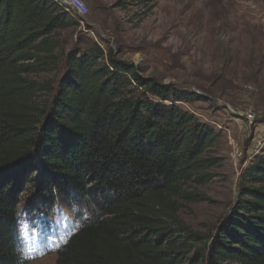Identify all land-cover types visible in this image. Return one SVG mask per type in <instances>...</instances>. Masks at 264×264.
<instances>
[{"label": "trees", "instance_id": "1", "mask_svg": "<svg viewBox=\"0 0 264 264\" xmlns=\"http://www.w3.org/2000/svg\"><path fill=\"white\" fill-rule=\"evenodd\" d=\"M76 23L53 0H0V264H26L25 193L75 209L54 264H264V155L206 240L178 215L179 200L200 199L184 186L209 182L218 161L219 133L177 105L193 92L97 44L68 52L54 87L30 77L58 67L54 34Z\"/></svg>", "mask_w": 264, "mask_h": 264}, {"label": "rangeland", "instance_id": "2", "mask_svg": "<svg viewBox=\"0 0 264 264\" xmlns=\"http://www.w3.org/2000/svg\"><path fill=\"white\" fill-rule=\"evenodd\" d=\"M78 1L81 21L61 7L77 23L54 34L60 64L30 77L54 87L65 55L97 44L141 76L193 92L177 105L219 133L207 153L218 161L209 182L184 186L200 199L179 200L178 215L206 240L233 204L241 173L264 155V0ZM29 195L16 211L23 256L26 264H54L80 222L61 203L31 207Z\"/></svg>", "mask_w": 264, "mask_h": 264}, {"label": "built area", "instance_id": "3", "mask_svg": "<svg viewBox=\"0 0 264 264\" xmlns=\"http://www.w3.org/2000/svg\"><path fill=\"white\" fill-rule=\"evenodd\" d=\"M57 3L60 8L62 7L66 12L70 13V15L75 20L81 21L80 9L82 8L83 4L78 0H53ZM61 8V9H62Z\"/></svg>", "mask_w": 264, "mask_h": 264}, {"label": "snow or ice", "instance_id": "4", "mask_svg": "<svg viewBox=\"0 0 264 264\" xmlns=\"http://www.w3.org/2000/svg\"><path fill=\"white\" fill-rule=\"evenodd\" d=\"M27 227V225L22 221L21 222V232L23 234V230Z\"/></svg>", "mask_w": 264, "mask_h": 264}]
</instances>
